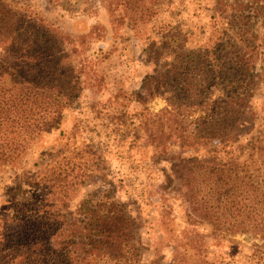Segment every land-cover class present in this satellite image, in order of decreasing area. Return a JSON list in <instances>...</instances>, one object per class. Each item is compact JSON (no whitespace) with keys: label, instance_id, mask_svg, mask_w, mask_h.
I'll return each instance as SVG.
<instances>
[{"label":"trees","instance_id":"1","mask_svg":"<svg viewBox=\"0 0 264 264\" xmlns=\"http://www.w3.org/2000/svg\"><path fill=\"white\" fill-rule=\"evenodd\" d=\"M107 3L114 16L113 2ZM119 6L135 31L151 17L154 3L117 0ZM250 16L262 18L259 29ZM211 18L201 50L177 53L149 78L150 90L166 104L154 113L143 108L138 125L155 153L170 159L159 190L181 198L185 222L209 225L208 235L219 240L243 235L261 254L264 129H258L250 98L264 82V0H215ZM82 37L28 5L0 0V177L19 166L78 97L87 65L78 68L72 52ZM173 138L181 152L209 150L176 159L168 150ZM212 142L217 145L210 147ZM67 149L69 154L55 153L33 176L34 199H15L10 212L0 213V264H141L135 221L101 173L97 156L87 147ZM95 179L101 186L71 209L70 202ZM203 237L185 234L184 249L170 264H204L197 249Z\"/></svg>","mask_w":264,"mask_h":264},{"label":"rangeland","instance_id":"2","mask_svg":"<svg viewBox=\"0 0 264 264\" xmlns=\"http://www.w3.org/2000/svg\"><path fill=\"white\" fill-rule=\"evenodd\" d=\"M107 1L113 2L114 16L109 14ZM116 1L6 0L13 7L30 6L76 37L83 35L72 60L78 68L87 66L81 91L59 124L31 146L17 168L1 175L0 213L10 212L15 199H34L32 178L52 155L87 147L135 221L141 264H170L183 251L185 234L195 233L205 236L197 242L204 264H264V252H253L252 240L245 236L219 240L208 235L209 225L185 222L181 198L159 190L164 173L170 172V159L155 153L138 125L143 108L154 113L166 104L163 96L150 90L149 78L159 74L177 53L204 47L212 29L215 0H145L148 5L154 3L153 13L135 31L122 19ZM236 1L223 0V4ZM249 19L256 29L261 27L262 18ZM250 102L259 114L258 129H264V82L257 83ZM216 145L212 142L210 147ZM168 150L179 159L203 155L209 147L181 152L173 138ZM101 184L99 179L87 182L70 208Z\"/></svg>","mask_w":264,"mask_h":264}]
</instances>
